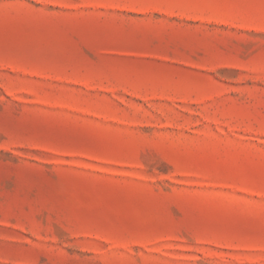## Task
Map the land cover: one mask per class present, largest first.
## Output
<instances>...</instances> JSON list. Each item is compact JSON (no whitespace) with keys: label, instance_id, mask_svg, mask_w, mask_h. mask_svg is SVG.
<instances>
[{"label":"rangeland","instance_id":"374dc122","mask_svg":"<svg viewBox=\"0 0 264 264\" xmlns=\"http://www.w3.org/2000/svg\"><path fill=\"white\" fill-rule=\"evenodd\" d=\"M0 264H264V0H0Z\"/></svg>","mask_w":264,"mask_h":264}]
</instances>
